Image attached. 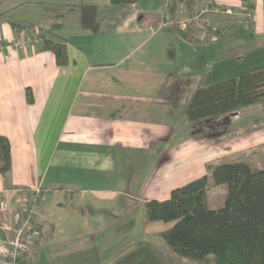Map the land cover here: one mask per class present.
<instances>
[{"label": "crops", "instance_id": "obj_1", "mask_svg": "<svg viewBox=\"0 0 264 264\" xmlns=\"http://www.w3.org/2000/svg\"><path fill=\"white\" fill-rule=\"evenodd\" d=\"M42 2L51 3V14L41 12ZM254 14V32L262 36L264 0H256ZM168 17L162 0H0V135L9 139L12 156L10 173H0V200L11 212L0 220L22 208L32 187L40 185L43 193L34 206L37 239L22 264H108L159 224L145 211L146 201L171 194L165 196L170 188L164 186L154 189V182H165L166 152L156 147L176 136L181 90L188 93L187 105L192 81L201 74L188 61L197 58L195 46L202 52L207 46L158 29ZM55 23H61L57 34L51 32ZM23 32L29 41L16 45ZM40 34L67 39V65L43 49ZM202 52L200 62L214 57L209 72L222 70L218 62L225 64L229 55ZM262 116L240 109L232 120L209 122L214 127L206 128L221 137L223 122L231 121L230 140L224 136L230 146L209 157L206 149L179 153L167 176L182 179L178 187L208 174L214 162L248 158L262 166Z\"/></svg>", "mask_w": 264, "mask_h": 264}, {"label": "trees", "instance_id": "obj_2", "mask_svg": "<svg viewBox=\"0 0 264 264\" xmlns=\"http://www.w3.org/2000/svg\"><path fill=\"white\" fill-rule=\"evenodd\" d=\"M110 1L127 4L138 0ZM162 1L165 13L171 18L180 14L182 6L189 16L195 15V0ZM245 1L255 12L256 0ZM212 4L209 0V5ZM12 25L19 31L22 28L17 22ZM60 26L61 23H55L51 32L56 33L54 29ZM205 27L209 33L221 32L210 24ZM175 30L194 44L208 40L190 28L175 27ZM39 38L43 49L53 52L59 65L69 63L65 37L40 34ZM169 55L173 57V48ZM261 101H264V68L198 87L187 102L185 114L191 123L211 122L220 114L237 112ZM207 168L208 174L174 188L169 198L145 203L150 221L173 222L159 232L173 253L171 257L151 245H139L108 264H264V165L240 158L209 164ZM11 170V143L0 135V173L7 176ZM220 185L226 187L224 204L211 208L208 192Z\"/></svg>", "mask_w": 264, "mask_h": 264}, {"label": "rangeland", "instance_id": "obj_3", "mask_svg": "<svg viewBox=\"0 0 264 264\" xmlns=\"http://www.w3.org/2000/svg\"><path fill=\"white\" fill-rule=\"evenodd\" d=\"M212 1L213 4L210 6L211 11L210 10L208 11L206 17L205 18L197 17L196 19H194V22L188 25V28H190L197 36L208 39L206 40V42H204L207 43L205 44L207 45L205 50H203L202 52L201 47L195 46V49H197V51L195 52L194 56H196L197 58H191L188 61L189 64H194V65L197 64L200 67L199 73L201 74L199 76H196L194 81H192L194 91L198 87L207 86L211 82H214L213 80H219V79L221 80L245 72H251L264 68V35L258 36L254 32L255 12H253L248 7V2L242 0L243 3L241 4L240 7H235V6L233 7V6H223L217 3L215 0ZM39 5L40 6L38 7L41 9V12H44L45 14H51V12L49 11V6L51 5V3L49 4L48 2L47 3L42 2L39 3ZM195 6H196L195 9L196 12L195 15H193V17L197 16L198 11L200 9L201 4L199 0H195ZM227 9H231L232 13L226 12ZM53 10H55L54 4L52 5L51 8L52 12ZM248 11L249 13H251L252 18H249L250 15L247 14ZM190 17L192 16H189L184 10V6H182L180 14L175 18L168 17L169 19H167L168 22L166 23H169V25H171L168 26L169 29L171 28L176 32L175 27L177 28L180 26H179V22H174V21L188 19ZM207 21H209V23ZM210 23L214 26V29L217 27L220 28L221 32L219 34L215 33V35H213L214 33L207 32V27L205 26L206 24H210ZM200 51L202 53L207 52L208 55L210 53L214 55L215 53H218L220 51L223 55L226 54L229 55L227 57V62L225 64H223L224 61L218 62L220 63V65L222 64V66H220L222 70H220L219 72H215V71L209 72L210 66L211 64H213L212 61L214 57L209 58L208 56L209 58L208 62H206V60L204 62H200L199 58L202 57ZM214 51H218V52H214ZM183 63H184V58L181 59L180 63L176 62L177 66H172L170 71H175L179 66L181 67ZM184 92L185 89L181 90L180 101H178L179 107L177 109H174V112L177 114L175 118L179 121L180 124L179 129L176 132V136H174V138L172 137L167 138L164 144L161 143L159 144L158 147H156L157 151L165 150L166 152L164 158L166 173L164 172L165 182L163 180L162 182H158L157 185L154 182V187H155L154 189L157 192L160 190L161 186H164L166 190L170 188L168 191H166L165 196H168L171 192V189L177 186V182H179L180 184L182 183V179L180 178L178 179V181H176L175 178H171L167 176L168 174H172L174 172V166L179 163L178 162L180 160L178 157L179 153H181L182 156L183 153H186V151L191 148L195 150L196 148H198V150L201 149L202 153H204L206 149V151L210 152L206 155L207 157H209L211 155L215 156L218 150H224V148L230 146L228 143H226L224 136L226 137L227 140H230V138L228 137L231 134V125H230L231 121L225 120L223 122L222 124L223 128L221 130L223 133L221 137L214 136L213 133H216V130H209L206 128V126L207 127L209 126L212 129L214 127L212 125H214V123L217 122V120L218 121L219 120L222 121L224 119L232 120L236 112L220 114L218 117H215L211 120L213 123L212 125L208 124L209 121L191 123L187 120L185 114L186 101H187L186 95L188 93L183 94ZM241 109H245V110L251 109L258 111L260 113L261 112L264 113V101L245 106ZM262 118H264V116H262ZM262 123L264 124V121H262ZM219 125L221 124L218 123L216 126ZM262 138H264L263 135ZM211 149H213L212 150L213 152L211 151ZM195 153L197 154L198 152L195 151ZM260 153H262L261 157L264 158L263 157L264 146H262V148L260 149ZM260 153L258 152V154ZM175 159H177V161H175ZM260 165L262 166L264 165V159L261 160ZM159 171L162 172L161 169ZM194 174H196L195 177L202 175L200 172L198 173V171H195ZM192 178L194 177H191V179ZM140 187H141V183L140 185H138L137 191H135L137 195L139 194ZM225 193H226V189L224 187H216V186L211 187V189L209 190V198H210L208 202L209 207L217 208L219 206H222L225 200ZM154 222L155 223L157 222L159 224H156L150 231L144 233V237H143L144 239L140 241L138 244H134V247H137L139 245H151L154 248L162 251L167 256L171 257L173 253L170 250V247L165 243L163 238L159 236V232L169 227L173 222H167V221H154ZM134 247H131V249ZM131 249L129 248L127 249V251ZM121 254L122 253H120L119 255Z\"/></svg>", "mask_w": 264, "mask_h": 264}, {"label": "built area", "instance_id": "obj_4", "mask_svg": "<svg viewBox=\"0 0 264 264\" xmlns=\"http://www.w3.org/2000/svg\"><path fill=\"white\" fill-rule=\"evenodd\" d=\"M209 1L203 0V5H201L197 16H192L188 19H183L179 21V26L182 29H187L188 25L194 22V19L205 18L206 14L210 9ZM213 10V9H212ZM228 13H232L231 9H227ZM249 18H252L251 13H247ZM168 21L163 22L159 25L158 29L163 27L171 26ZM209 23V21H207ZM172 24V23H170ZM210 25H212L210 23ZM213 29L214 26L212 25ZM215 35V33L213 34ZM21 41L15 44L24 46L29 41L26 38L25 33H21ZM43 200L42 187L36 185L28 190V196L26 200L23 201L22 208L13 214V218H7L6 220H0V264H22L25 258L29 255L36 239L37 235L32 228V222L34 220V206ZM10 208L7 201L0 200V214L10 213Z\"/></svg>", "mask_w": 264, "mask_h": 264}]
</instances>
